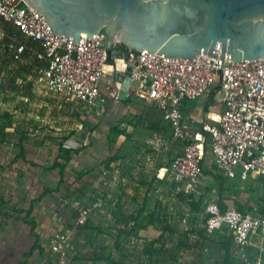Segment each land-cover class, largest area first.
<instances>
[{
    "label": "built area",
    "instance_id": "2783aa9c",
    "mask_svg": "<svg viewBox=\"0 0 264 264\" xmlns=\"http://www.w3.org/2000/svg\"><path fill=\"white\" fill-rule=\"evenodd\" d=\"M35 12L23 0H0V49L10 51L14 64L35 60L38 64L35 84L61 103L74 108L78 104L89 107L105 104L100 84L110 61L104 40L97 35L81 36L78 44H73L71 38L51 32L46 19ZM120 46L114 42L113 49L122 52L123 65L130 69L133 95L169 122L172 140L179 144L169 164L175 193L199 195L206 146L217 171L226 179H234L238 172L242 177L253 173L264 182V58L231 62L225 55L221 59L220 44L213 51L217 59L207 54L195 59H166ZM213 86L223 92V110L214 124H204L196 131L185 120L182 105L201 98ZM165 142L161 134L153 132L144 141L145 158L160 153ZM61 149L74 152L79 144L70 137L62 141ZM122 168L111 165L103 171L108 191L124 185ZM66 206L76 211L78 227L102 207V202L83 204L66 199L60 207ZM204 212L207 237L226 229L239 249L251 248L253 256L249 261L243 259L245 262L264 264V199L258 213L223 211L212 202L206 203ZM253 236L255 243H251ZM70 237L69 231L54 236L51 252L57 264H67L65 245Z\"/></svg>",
    "mask_w": 264,
    "mask_h": 264
},
{
    "label": "rangeland",
    "instance_id": "374dc122",
    "mask_svg": "<svg viewBox=\"0 0 264 264\" xmlns=\"http://www.w3.org/2000/svg\"><path fill=\"white\" fill-rule=\"evenodd\" d=\"M25 78L30 83L28 95L31 92L30 90L34 88L39 93L40 100L45 101L44 103L47 105L43 110L33 107V109L29 110L30 115L24 114V116L22 115L23 117L18 118V122L24 123L22 128L16 130L20 134L12 133L11 129H5L4 133L0 131V264H52L49 262V256L52 253L51 247L54 242V236L56 233L66 230H69L74 237L72 243L68 242L65 245L66 253L68 254L67 264H107L103 260L107 256H110L113 262L115 260V264H188L183 263V261L185 262L188 259L183 260L182 250L177 251L176 247L178 248V244L175 247L176 242L173 236L170 239L171 241L165 239L166 243L163 246H166V250L159 251L157 249L158 253H155V256H158L153 258L144 253V247L142 248L141 245L136 246L137 241L135 245L131 244L134 238H130L131 240L122 244L124 253H120L118 249H114V251L108 250L109 245L115 239V236L113 238L108 237L106 232L110 223L105 218L108 208L106 206L103 208L104 203H107L108 200L103 183V171L115 147L114 145H110L109 138L111 137L112 128L118 127L126 131V124H129L132 118L136 116L130 114L129 110H126L127 113L122 118L116 117L115 124L112 125L107 134L105 130L110 127L108 122L105 123L106 125H103L102 121L99 123V117L96 115L91 117L92 121H89L88 118L84 119L70 114L67 107L62 106L50 95L42 96V90L35 84L33 77L26 76ZM1 96L6 97L7 102H2L0 112L8 110L13 101H21L20 97L16 94H13L10 99L9 96L11 95L7 97V94L1 93ZM32 101L34 102L33 99ZM118 102L122 104V101ZM134 102H136V99L130 98L124 101L122 105L127 106ZM40 112L44 114L42 115ZM151 114L152 116L154 115V121H159L157 114ZM28 116L31 119L27 118ZM139 120L142 121V124H135L129 134H134L133 132L136 127L140 128L146 125L147 128L148 122L152 121L148 114L143 115L142 112L140 113ZM22 134H24V137L21 136ZM70 137H73L78 142L79 149L74 152L64 153L60 148V144L63 140ZM45 140H47V146L50 145L52 148V151L50 150L51 156L54 152L58 153V158L54 164H59L64 170L66 164L70 163V168L74 169H72L69 178H67L65 189H62V181L61 185L54 189L56 195L52 197L50 203H45L44 206L39 205V211L41 212L38 221L42 222L40 217L49 212L48 217L52 216V225L50 224L48 228H44L43 224L47 221L44 220V223L42 222L43 230L37 229L36 231L35 228L33 234H36L40 238L39 243L36 245L28 223L33 218L36 224L32 208L44 201L48 197L49 192L46 193L45 191L43 194V191L46 189L32 184H27V187H25L24 183L20 182L16 185L14 180L20 179L22 181L24 176H29L30 178L33 175L36 178V171L40 169V166L43 164L51 166L50 163H52L54 158L49 157L47 162H45L46 160L38 156V153L44 150L45 146L42 142ZM104 145L107 146L108 150H106ZM171 146L172 144L168 143L163 147L167 158L171 157ZM40 147H42L41 150ZM48 153L49 151L46 154ZM106 153H109V155L107 156ZM78 157L81 159H78ZM72 160L79 161V163H72ZM77 168L78 171L76 170ZM24 171H27V173ZM73 173L74 175H72ZM76 183L79 185L73 186ZM147 184L143 188H140V194L137 193L139 200L143 199L144 203L127 206L128 210L126 212H135L141 207L143 210L141 218H143L142 222L144 223H147L149 219L160 220L163 224L168 223L170 227L176 229L175 233H179L180 235L183 230L187 232L188 227L191 232L196 231L187 222L188 219L185 213L188 214L190 212V215L193 211L197 215L203 213L206 204L204 199H202V204L197 208V211L193 210L190 205L188 206L189 211H185L187 201L185 202L181 196L174 194L175 192L173 193V189L168 183L165 184L159 180L150 185ZM57 185L54 186L57 187ZM121 189L111 193V195L118 196L122 191ZM75 190H84L85 200L83 204L93 201L102 202V207L94 210L83 228L81 227L82 225L77 228L75 224L77 218L76 211L70 206L54 209V205L57 202L59 205V203L66 199L73 200ZM101 192L105 195H101ZM43 207H46L45 212H42ZM28 211H30V214L29 217H26V212ZM150 216L152 217L150 218ZM181 225H185L182 230ZM158 235H154V239ZM186 239L190 243V237L187 236ZM94 242L102 248L96 249ZM194 243L196 245L197 242ZM209 245L210 242L202 243L201 247L193 249L196 257L189 264H200L201 262H198L199 253L201 250L203 252V249L209 247ZM215 259L218 260L217 263H221L218 258L209 257L203 260L202 256V264H208L210 260L213 261ZM94 260H98V262H94Z\"/></svg>",
    "mask_w": 264,
    "mask_h": 264
},
{
    "label": "crops",
    "instance_id": "0c3cea01",
    "mask_svg": "<svg viewBox=\"0 0 264 264\" xmlns=\"http://www.w3.org/2000/svg\"><path fill=\"white\" fill-rule=\"evenodd\" d=\"M109 63H110V66H114V60L112 58ZM114 77H115V70L113 68L112 69L107 68L106 75L104 76V79L101 81V84H100L101 92L106 97V101H105V104L97 106V107H89V106H86L85 104H78L77 108H74L71 105H66V104L61 103L59 99L45 92V90L42 89L41 87L39 88L42 90V96L50 95L54 100L59 102L62 106L67 107V110L70 111L69 113L76 117L78 116L84 119L88 118L89 121H92L93 119L91 117L96 115L99 117V123L100 121H102V124L106 125L105 123L108 122L109 123L108 125H110V127L105 130L107 134H108L109 129L112 127V125L115 124L116 117L122 118L123 115L127 113L126 110H129L128 112L130 114L136 116L132 118V121L129 124H126L127 127H126L125 132L127 134L131 133V129L135 124L137 123L142 124V121L139 120L141 112L143 113V115H147V114L149 115V118L152 121L148 123L155 122L154 121L155 119L153 117L154 115L152 116L151 113L157 114L158 117L160 116V114L158 113L157 110L153 109L152 107L145 106L142 102L136 99V97L133 95L132 85L129 84L125 87L126 97L124 99L121 100V98L118 97V88L115 85ZM30 91L31 92L28 96L23 98L21 101L12 102L11 107H9L11 110H16L15 114L17 116V119L20 118L22 115L24 116V114L30 115L29 110L33 109V107H37L43 110L45 109L47 105L46 103H44L45 101L43 102L40 100V95L39 93H37V90H34V88H32V90ZM130 98H135L136 102H134L131 105H127V106L122 105L124 101H127ZM32 99L34 100V102L32 101ZM107 100H108V103H107ZM118 101H122V104ZM222 110H223V104H222L221 92H219V89L214 86L209 88L207 92L201 98L195 101L183 103L182 109H181L185 120L188 122L191 128H193L196 131H200L201 127L204 124H214L216 117L221 114ZM40 113L42 115L44 114L42 112ZM27 118H30V116H28ZM133 133L136 136V139L137 140L139 139L138 149L140 150H138L137 152H134L131 155L132 157L127 160L128 163L132 165L126 168L128 169L127 172L124 173L123 171V176L125 175V177L123 178L124 185L122 187L123 189H121L122 191L120 192V194H118V196L116 197L113 194L111 196V193H114L115 191H118L119 189L115 191H107L106 197L108 198V200H107V203H104L103 205V208L105 206L108 208L107 213H105L106 214L105 218L109 221L110 224L108 225L106 232L108 234V237H111V238H113L114 236L115 237L117 236V232H116L117 230H122L124 228L123 224L116 225L115 223L116 221L113 217L114 216L113 212L115 211L114 210L115 205L117 204L120 205L119 214L121 216L129 217V218L142 217L143 210L141 209V207L135 212H126V210H128L127 206L144 203L143 199L141 201L139 200L138 194H140V191H139L140 188H143L145 184L147 183H148L147 185H150L151 183H155L156 181L161 180V182L165 184L168 183L170 185L168 176L169 177L171 176H170L168 164L175 157L179 149V146L177 145H175L174 147L171 146L172 153H171V157L169 158H167V155L164 152L165 149H162L163 151H161L158 154L153 155L150 158H145L146 148L145 146H143V142L145 141L147 137H149L146 132V125L140 128L136 127ZM125 141H126L125 137L119 136L114 144L115 146L114 150L109 157H113L117 153L118 149L122 147L124 149H121V151L125 155H127L128 152H130L129 149H133L132 151H136L134 146H131V144L127 145ZM88 142H89V139H88ZM42 144L45 147L42 152L38 153V156L46 160L45 162H47V159H49V157L54 158L52 163H50V165L53 167L51 168V166H46V164H43L42 166H40V169H37L38 171H36L37 172L36 178H34V175H33L30 178L29 176H24V179L22 181H20V179L14 180V182H16V185L21 182V183H24L25 187H27V184L28 185L32 184V185H36L37 187H42L43 189H46L44 190L46 191V193H48L47 191H49L48 197H46L44 201L38 203L36 206H33L32 208L33 216L36 221V231L37 229L43 230L42 222L44 223V220H47L43 224L44 228H48L50 224L52 225V219H51L52 216L48 217L49 212H47L45 215L42 214L44 215L40 217L42 222L38 221L39 214L41 212L39 211L40 209L39 205L44 206L45 203L46 204L50 203L52 197L56 195V192L54 191V189L58 188L61 185L62 181H63L62 189L63 190L65 189L66 184H67V178H69V174H71L72 169H74V168H70L71 167L70 163L66 164V167L64 168V170L61 167L55 166L54 163L56 162L58 158V153L54 152L53 155L51 156L50 150L52 151V148L50 145L47 146V140L42 142ZM86 144L88 145V143ZM104 147L106 148V150H108L106 145H104ZM41 149L42 147H40V150ZM47 151H49L48 154H46ZM106 154L107 156L109 155V153H106ZM168 155L170 154L168 153ZM78 159H81V158L78 157ZM71 162L79 163V161L76 162L74 160H72ZM201 166H202L203 173H202V179H201L200 187H199V195L195 197H198V196L203 197L206 203H210V202L216 203L223 211L229 210V209H236L243 213L245 212L258 213L259 212V210L261 209L262 203H263V199H264V182L261 177L253 173H248L245 177H242L241 174L238 172L234 179L232 180L226 179V177L223 174L217 171L214 161H213V157L211 155V151L209 149V146L205 147ZM76 170L78 171V168ZM24 172L27 173V171H24ZM72 175H74V173ZM54 185H57V187ZM74 185L78 186L79 184L76 183V184H73V186ZM44 191H43V194H44ZM133 193L135 194L138 193V194L135 195ZM181 198L185 200V202L187 201L185 198L183 197ZM60 204L61 203H59L58 205V202L57 204L55 203L54 209H58V207H60ZM188 206H189V201L186 202L185 211H189ZM45 209L46 207L45 208L43 207L42 212H45L46 211ZM196 211H197V208H196ZM93 212L91 213V215L93 214ZM193 212L191 214L193 218L191 217L190 212L188 214L185 213V216L188 219L187 222H189L190 225H192V228L196 229L195 232L193 231L191 233V230L188 227V231L186 232L183 230L182 234L180 235L179 233H175L176 229H174L173 227H170V225L167 223V227L165 229H163L162 226H159L158 224H156L155 226L150 225L146 228L138 230L137 233L139 236L143 238H149L151 240H156L158 239V237L161 236V240H160L161 246L157 245L156 243L154 246H152L153 249H158L159 251L166 250L165 248L166 246H163L166 243L165 239H168L169 241H171L170 239H172V236H173L175 238V242H176L175 247H176L181 238L186 239V237L189 236L190 243L188 241H187L188 243L185 241L186 242L185 247L181 249L183 251L182 252L183 260L188 259L187 261L185 260V262L183 261V263L189 264L190 261H192V259L196 257L193 252V249H195L196 247L198 248L201 247L202 243L210 242L209 247L204 248L203 252L201 250L199 253L200 256H199L198 262L200 261L201 262L200 264H202V256H203V260H206L209 257L218 258L221 261L220 264H222L223 260L226 258V253L224 249H227L228 251L227 252V255H228L227 263L228 264H250L248 262H245L243 259L246 258L249 261L252 258L253 254L251 252V248L247 247V248H244L243 250L239 249L238 246H236L235 243L233 242L232 235L226 229H222L221 231L216 232L213 236L207 237L204 233V223L205 222H203V220H205L207 215L205 214V212L200 213L199 215L194 214ZM184 227L185 225H181V230ZM157 234H159L158 237L154 239L153 236ZM203 238H205L207 241L203 242ZM73 240H74V237L71 233L69 243H72ZM135 242L136 241L132 239L131 244L135 245ZM194 242H197L196 245ZM255 242H256V239L253 236L251 238V243H255ZM94 244L93 245L94 247H96V249L102 248L95 242ZM140 245L143 248V244L138 242L137 246H140ZM109 249H111V251H114V241L112 242L111 245H109L108 250ZM176 249L177 251L180 250L177 247ZM108 250L106 249V251ZM151 250H149L150 253H151ZM154 260H156V258H154ZM211 261L212 260H210L208 264H219L217 263L218 260L216 259L213 260L212 262Z\"/></svg>",
    "mask_w": 264,
    "mask_h": 264
},
{
    "label": "water",
    "instance_id": "95a60500",
    "mask_svg": "<svg viewBox=\"0 0 264 264\" xmlns=\"http://www.w3.org/2000/svg\"><path fill=\"white\" fill-rule=\"evenodd\" d=\"M39 12L51 32L71 38L94 35L114 60L118 97H126L130 69L114 42L166 59L197 55L231 62L264 58V0H23ZM35 12V13H36ZM223 97V92H221Z\"/></svg>",
    "mask_w": 264,
    "mask_h": 264
},
{
    "label": "trees",
    "instance_id": "16d2710c",
    "mask_svg": "<svg viewBox=\"0 0 264 264\" xmlns=\"http://www.w3.org/2000/svg\"><path fill=\"white\" fill-rule=\"evenodd\" d=\"M122 47L123 46L121 45L120 48H122ZM108 56H109V61H110L111 58H110V52L109 51H108ZM37 67H38L37 62L34 60H30V59H25L23 62H18L17 64L16 63L14 64L12 56L10 54V51L8 49H5V48L0 49V105L3 104L2 102H7L6 97L1 96V93L7 94V97L9 95H11V96H9V99L13 96V94H16L18 97H20V100H22L23 98H25L28 95L30 83H29V81L26 80L25 77L30 76V77H33V79H34L35 70ZM32 73H33V75H32ZM15 111L16 110H11L10 108H8V110L0 112V131L2 133H4L5 129H11L12 133L20 134V133H17L16 130H19V128H22L24 123L18 122ZM146 132H147L148 136H150L153 132L161 134L166 141L165 145L170 143V144H172L173 147L175 145L179 146V144L177 142H174L172 140L171 126H170L169 122L164 120L162 116H159V121L149 123L148 127L146 128ZM21 136L24 137V134H22ZM119 136L125 137V140H126L125 143L127 145L131 144V146H134L136 151H132L133 149H129L130 152H128V154L125 155L121 151V149H124L123 147L118 149L117 153L113 157L108 158V160L105 164V170H109L111 165H118V167H121V166L123 167L122 169L125 173L128 171V169H126V168L132 165V164H129L127 160L132 157L131 155L134 152H137L138 150H140V149H138V141L139 140L136 139V136L134 134H127L123 129L115 127V128L111 129V137L109 138L110 145H114ZM143 146H144V142H143ZM60 148H61V144H60ZM62 152L68 153L70 151H65L62 149ZM169 164H170V162H169ZM55 166L60 167L59 164H56ZM125 169H126V171H125ZM124 177H125V175L123 176V178ZM168 178H169L170 187L172 188L171 177L168 176ZM103 183L105 186V192H107L108 190H107V186H106L105 177H103ZM122 187L123 186L119 187L118 189H121ZM47 192H49V191H47ZM44 193H45V191H44ZM173 193H174V191H173ZM102 194L105 195L103 192H101V195ZM174 194H176L177 196H181V197L185 198L187 201H189V205L191 206V208L193 210H196V208H198L200 206V204H202L201 202H202L203 198L201 196L195 197L193 195L184 196V195L178 194V193H174ZM73 200L80 201V202L84 203V200H85L84 190L83 191L75 190ZM119 207H120V205H118V204L115 205V208H114L115 211L113 212V214H114L113 217L116 221L115 222L116 225L123 224L124 228L122 230L116 231L117 236L114 239V249H116V250L118 249L120 253H124V251H123L124 249H123L122 244L124 242L129 241L130 238H134L133 239L134 241H137V242H140L143 244L144 253L146 255H150L152 258L157 257L158 255L155 256V253H158L157 249H153L152 246H154L155 243L157 245L161 246V243H160L161 236L158 237V239H156V240H151L149 238H143V237L139 236L137 232H138V230L146 228L150 225L155 226L156 224L161 225L162 228L165 229L167 227V224L161 223L160 220H151V219H149L147 223H144V222H142L143 218H141V217L129 218V217L121 216L119 214V211H120ZM203 212H204V209H203ZM29 214H30V211L26 212V217H29ZM90 215L87 217L86 222L81 226L82 228L86 225ZM151 217L152 216H150V218ZM31 219L32 220H30V222L28 224L30 225L31 234H32L33 238L35 239V244L37 245L39 243L40 238L36 234H33V232L36 228V224L34 222V219L33 218H31ZM206 219H207V217L205 218V220H203V222H205ZM155 221H157V222H155ZM77 228H79V226ZM60 232H62V231H60ZM204 233H205V231H204ZM190 235H192V234H190ZM185 241H187V239L184 238V240L181 239L178 242V249L181 250L182 248L185 247V243H186ZM206 241L207 240L205 238H203V242H206ZM137 245H138V243H136V246ZM151 249H153V250H151ZM149 250H151V253L149 252ZM224 251L226 253V258L223 260L222 264H228L227 263V259H228L227 252L228 251H227V249H224ZM103 260H105L107 264H115L114 263L115 261L113 262V260H111L110 256H107ZM174 260H176V259H174ZM53 261H54V263H53ZM49 262H51L52 264H57L56 256L53 255L52 253L49 256ZM94 262H98V260H94Z\"/></svg>",
    "mask_w": 264,
    "mask_h": 264
}]
</instances>
